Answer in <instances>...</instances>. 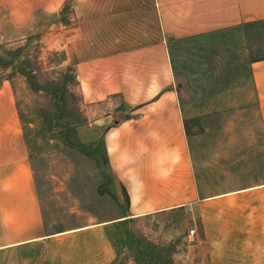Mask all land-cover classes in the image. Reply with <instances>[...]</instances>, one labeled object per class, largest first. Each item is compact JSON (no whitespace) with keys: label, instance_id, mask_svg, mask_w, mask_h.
Segmentation results:
<instances>
[{"label":"rangeland","instance_id":"1","mask_svg":"<svg viewBox=\"0 0 264 264\" xmlns=\"http://www.w3.org/2000/svg\"><path fill=\"white\" fill-rule=\"evenodd\" d=\"M23 1L18 11V0L0 6V81L17 84L45 223L58 231L127 215L129 199L117 195L103 139L86 131L74 67L61 64L69 56L70 7L85 1ZM171 52L195 172L201 164L207 186L222 189L264 180L263 122L250 71L264 56V23L176 39ZM201 203L66 233L52 243L49 264H143L140 239L176 264H212L205 244L213 240V220L203 217L214 205ZM46 254L39 246L3 251L0 264H43Z\"/></svg>","mask_w":264,"mask_h":264},{"label":"crops","instance_id":"2","mask_svg":"<svg viewBox=\"0 0 264 264\" xmlns=\"http://www.w3.org/2000/svg\"><path fill=\"white\" fill-rule=\"evenodd\" d=\"M4 1L0 6L7 5ZM84 1L70 7L75 15L68 26L69 56L61 64L74 67L86 131L102 137L117 195L121 200L127 194L129 212L76 228H48L17 84L15 78L4 77L0 252L39 246L47 251L40 263L49 264L52 243L66 233L105 228L197 201L214 205L203 217L213 220V240L205 244L212 264H264V180L222 189L219 182L207 186L201 164L195 172L171 52L176 39L264 22V0ZM23 3L18 0L14 10ZM44 40L41 36L36 42ZM250 71L264 133V56L251 61Z\"/></svg>","mask_w":264,"mask_h":264},{"label":"trees","instance_id":"3","mask_svg":"<svg viewBox=\"0 0 264 264\" xmlns=\"http://www.w3.org/2000/svg\"><path fill=\"white\" fill-rule=\"evenodd\" d=\"M264 22H257L254 24H261ZM180 88V87H179ZM185 127L188 133V123L185 120ZM140 243L138 244V249L136 252L137 260L141 263L146 264L152 261L156 262L157 264H176L170 257V255H163L162 251L159 250L158 247L155 246L154 243H149V241L145 239H140ZM145 244V245H144ZM148 244L151 245V249L148 248ZM168 256V257H167Z\"/></svg>","mask_w":264,"mask_h":264},{"label":"built area","instance_id":"4","mask_svg":"<svg viewBox=\"0 0 264 264\" xmlns=\"http://www.w3.org/2000/svg\"><path fill=\"white\" fill-rule=\"evenodd\" d=\"M190 233H191V234H194V233H195V229H191V230H190Z\"/></svg>","mask_w":264,"mask_h":264}]
</instances>
